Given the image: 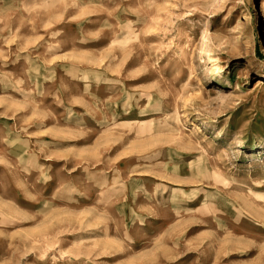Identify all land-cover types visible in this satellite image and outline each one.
<instances>
[{
	"label": "rangeland",
	"instance_id": "374dc122",
	"mask_svg": "<svg viewBox=\"0 0 264 264\" xmlns=\"http://www.w3.org/2000/svg\"><path fill=\"white\" fill-rule=\"evenodd\" d=\"M264 0H0V264H264Z\"/></svg>",
	"mask_w": 264,
	"mask_h": 264
},
{
	"label": "bare ground",
	"instance_id": "6f19581e",
	"mask_svg": "<svg viewBox=\"0 0 264 264\" xmlns=\"http://www.w3.org/2000/svg\"><path fill=\"white\" fill-rule=\"evenodd\" d=\"M262 13H264V1L262 2Z\"/></svg>",
	"mask_w": 264,
	"mask_h": 264
}]
</instances>
